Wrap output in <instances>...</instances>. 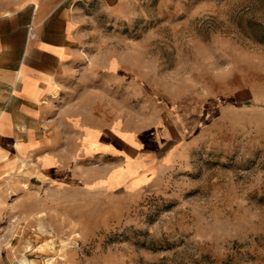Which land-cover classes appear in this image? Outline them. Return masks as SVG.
<instances>
[{
	"label": "rangeland",
	"instance_id": "1",
	"mask_svg": "<svg viewBox=\"0 0 264 264\" xmlns=\"http://www.w3.org/2000/svg\"><path fill=\"white\" fill-rule=\"evenodd\" d=\"M74 21L43 146L0 157V264H264V0Z\"/></svg>",
	"mask_w": 264,
	"mask_h": 264
},
{
	"label": "crops",
	"instance_id": "2",
	"mask_svg": "<svg viewBox=\"0 0 264 264\" xmlns=\"http://www.w3.org/2000/svg\"><path fill=\"white\" fill-rule=\"evenodd\" d=\"M79 1L0 0V157L43 146L39 123L47 101L77 56L74 10ZM99 139L87 129L85 149ZM39 162L45 174L54 167L51 157Z\"/></svg>",
	"mask_w": 264,
	"mask_h": 264
},
{
	"label": "bare ground",
	"instance_id": "3",
	"mask_svg": "<svg viewBox=\"0 0 264 264\" xmlns=\"http://www.w3.org/2000/svg\"><path fill=\"white\" fill-rule=\"evenodd\" d=\"M21 262L24 263V264H27V260L26 259L25 260L24 259L21 260Z\"/></svg>",
	"mask_w": 264,
	"mask_h": 264
}]
</instances>
